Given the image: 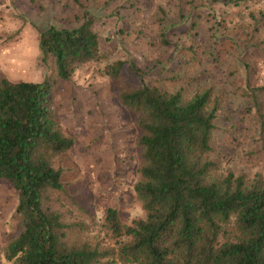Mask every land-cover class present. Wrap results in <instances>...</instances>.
<instances>
[{
    "label": "trees",
    "instance_id": "trees-1",
    "mask_svg": "<svg viewBox=\"0 0 264 264\" xmlns=\"http://www.w3.org/2000/svg\"><path fill=\"white\" fill-rule=\"evenodd\" d=\"M83 19L39 32L50 77L13 81L0 73V179L17 195L18 218L0 264H264V181L215 158L221 95L213 85L185 97L146 82L133 61L106 63L101 72L119 83L138 131L134 191L144 216L124 222L113 207L96 220L74 200L78 213L58 202L65 185L56 162L75 138L58 118L54 85L103 60L86 9ZM157 19L160 43L170 45L166 14ZM125 64L138 82L125 81Z\"/></svg>",
    "mask_w": 264,
    "mask_h": 264
},
{
    "label": "rangeland",
    "instance_id": "rangeland-1",
    "mask_svg": "<svg viewBox=\"0 0 264 264\" xmlns=\"http://www.w3.org/2000/svg\"><path fill=\"white\" fill-rule=\"evenodd\" d=\"M83 9L99 34L103 60L54 85L58 118L75 138L56 162L65 185L57 200L65 210L78 213L74 200L96 220L113 207L124 222L144 216L134 191L138 131L118 99L119 83L101 72L114 60L133 61L146 82L182 89L185 97L213 85L221 95L215 158L264 181V0H0V73L13 81L50 77L39 32L80 25ZM165 14L170 45L158 38L157 18ZM122 72L125 81H139L127 64ZM16 205L17 195L0 179V259L18 230Z\"/></svg>",
    "mask_w": 264,
    "mask_h": 264
}]
</instances>
